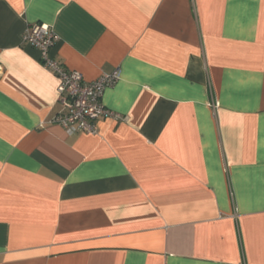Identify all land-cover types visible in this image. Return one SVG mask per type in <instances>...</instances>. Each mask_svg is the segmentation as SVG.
Here are the masks:
<instances>
[{
    "label": "crops",
    "instance_id": "1",
    "mask_svg": "<svg viewBox=\"0 0 264 264\" xmlns=\"http://www.w3.org/2000/svg\"><path fill=\"white\" fill-rule=\"evenodd\" d=\"M120 67L99 132L58 76ZM0 264H264V0H0Z\"/></svg>",
    "mask_w": 264,
    "mask_h": 264
},
{
    "label": "built area",
    "instance_id": "2",
    "mask_svg": "<svg viewBox=\"0 0 264 264\" xmlns=\"http://www.w3.org/2000/svg\"><path fill=\"white\" fill-rule=\"evenodd\" d=\"M23 40L39 50L43 65L59 78L57 103L66 112L59 113L53 122L63 126L69 134L78 131L97 134L99 118L120 117L103 102L105 90L113 87L121 78L120 67L112 72L103 73L93 82H86L81 72L67 70L51 54L59 37L49 24L38 22L30 25L24 33Z\"/></svg>",
    "mask_w": 264,
    "mask_h": 264
}]
</instances>
